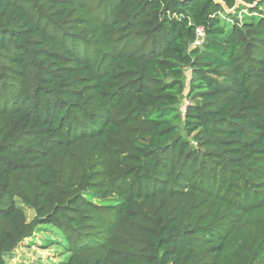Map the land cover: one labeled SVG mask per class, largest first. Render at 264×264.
I'll list each match as a JSON object with an SVG mask.
<instances>
[{"label":"trees","instance_id":"trees-1","mask_svg":"<svg viewBox=\"0 0 264 264\" xmlns=\"http://www.w3.org/2000/svg\"><path fill=\"white\" fill-rule=\"evenodd\" d=\"M221 1L0 0V264L40 230L64 264H264V0Z\"/></svg>","mask_w":264,"mask_h":264},{"label":"rangeland","instance_id":"rangeland-1","mask_svg":"<svg viewBox=\"0 0 264 264\" xmlns=\"http://www.w3.org/2000/svg\"><path fill=\"white\" fill-rule=\"evenodd\" d=\"M186 80L189 70H186ZM186 105V99L182 98L180 107ZM28 218L31 213L28 212ZM54 232V231H53ZM52 233L47 230H40L31 238H26L15 248L13 255L6 261V264H64L68 253L64 252L57 244H46L44 238H52ZM56 235V234H55ZM59 238L58 235H56Z\"/></svg>","mask_w":264,"mask_h":264},{"label":"built area","instance_id":"built-area-1","mask_svg":"<svg viewBox=\"0 0 264 264\" xmlns=\"http://www.w3.org/2000/svg\"><path fill=\"white\" fill-rule=\"evenodd\" d=\"M204 29L203 27H197L195 29V39H194V42L193 44L194 45H197V46H200L204 40Z\"/></svg>","mask_w":264,"mask_h":264},{"label":"water","instance_id":"water-1","mask_svg":"<svg viewBox=\"0 0 264 264\" xmlns=\"http://www.w3.org/2000/svg\"><path fill=\"white\" fill-rule=\"evenodd\" d=\"M216 4H219V5H221L227 12H232L233 10H234V8H235V6L233 7V8H231V9H228L227 7H226V5L224 4V2L223 1H221V0H213ZM240 1H237L236 2V4L237 3H239Z\"/></svg>","mask_w":264,"mask_h":264}]
</instances>
